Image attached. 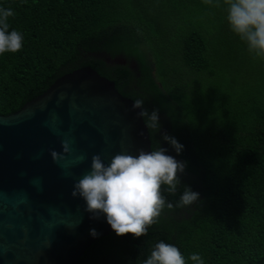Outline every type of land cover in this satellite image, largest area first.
I'll list each match as a JSON object with an SVG mask.
<instances>
[{"label":"trees","instance_id":"obj_1","mask_svg":"<svg viewBox=\"0 0 264 264\" xmlns=\"http://www.w3.org/2000/svg\"><path fill=\"white\" fill-rule=\"evenodd\" d=\"M0 7L14 11L10 30L24 36L22 50L0 55V114L20 110L62 76L91 66L124 96L145 99L149 113L158 110L160 130L149 129L152 148L160 145L186 164L176 194L163 193L173 209L165 208L146 236L111 234L77 264H142L161 240L175 245L187 264L192 253L204 264H264V103L236 99L228 109L223 99L219 114L196 136L174 94L175 86L182 93L214 75L213 27L206 26L217 21L240 59L237 69L233 65L235 90L251 82L264 89V60L252 69L247 45L231 31L222 6L203 0H0ZM131 7L136 14H128ZM195 11L197 22L188 19ZM164 133L183 145L182 152L162 139ZM185 185L200 198L177 208Z\"/></svg>","mask_w":264,"mask_h":264},{"label":"water","instance_id":"obj_2","mask_svg":"<svg viewBox=\"0 0 264 264\" xmlns=\"http://www.w3.org/2000/svg\"><path fill=\"white\" fill-rule=\"evenodd\" d=\"M116 83L91 66L68 73L20 110L0 114V264H77L99 239L116 234L92 218L74 183L99 154L151 151L150 130ZM73 152L54 162L50 150ZM81 154L86 156L77 161ZM95 229L97 236L91 235Z\"/></svg>","mask_w":264,"mask_h":264},{"label":"clouds","instance_id":"obj_3","mask_svg":"<svg viewBox=\"0 0 264 264\" xmlns=\"http://www.w3.org/2000/svg\"><path fill=\"white\" fill-rule=\"evenodd\" d=\"M206 5L220 8L221 0H203ZM226 6V19L232 32L247 45L253 59L264 60V0H223ZM15 13L11 8L0 7V55L17 53L23 48L22 32L10 30L9 18ZM145 99L136 98L133 109L145 121L146 127L155 132L160 130L158 110L151 113L144 107ZM162 139L167 141L179 154L183 150L175 137L164 133ZM62 152L50 150L54 162L64 160L65 154L73 152L72 141H61ZM167 149L160 145L151 151L139 149L138 155L127 152L115 154L110 163L105 164L99 154L91 158V169L74 183L71 195L79 196L85 201V211L92 218L105 216L107 223L116 235L131 233L134 237L146 236L148 229L158 223L165 208L173 209V203L164 196L166 191L175 195L181 185V174L186 164L168 155ZM81 154L76 160L83 161ZM200 198L198 192L185 185L177 208L190 207ZM91 235H98L95 229ZM192 264H204L198 253L188 257ZM142 264H187L181 251L173 244L159 241L152 248L150 255Z\"/></svg>","mask_w":264,"mask_h":264},{"label":"rangeland","instance_id":"obj_4","mask_svg":"<svg viewBox=\"0 0 264 264\" xmlns=\"http://www.w3.org/2000/svg\"><path fill=\"white\" fill-rule=\"evenodd\" d=\"M123 1L128 4H134L138 2V0ZM222 2L223 0H221V3ZM129 9V15L137 13V9L134 7ZM222 11L226 14L224 5H222ZM198 16L199 12L195 11L190 15L188 14V19H194L197 22ZM195 24L197 25V23ZM190 27L194 28V26L191 24ZM206 27H213L210 31V36L208 37V43L211 49L209 52L212 56V69L214 75H208L200 82L192 84L191 87L186 90L181 88L180 91L182 93H179L176 86L174 88V94L178 95L179 97L177 98L182 100L181 104L184 108L185 115H187L191 121V124H193V132L196 136L202 133L203 130L201 129L203 127L209 126L214 114H219L217 107L223 99L224 102L227 103L228 109L235 104L236 99L243 102H250V100H252L255 104L258 102L264 103V89L262 88L263 85H257L254 87L253 83L251 82L249 88L239 91L235 90L233 65L235 60V66L237 69L238 61H240V59L231 50L233 45L232 39L230 43L228 36L226 37V34L221 31V24L219 21L215 22L214 25H210L208 23ZM250 58V64L255 65L252 67V69L258 68L260 59H253L252 56ZM262 80H256L255 82L262 83ZM260 90H262V95L259 93ZM220 111H223L222 108H220ZM221 116L223 115L221 114ZM226 121L228 120L224 119L222 124L226 125Z\"/></svg>","mask_w":264,"mask_h":264},{"label":"flooded vegetation","instance_id":"obj_5","mask_svg":"<svg viewBox=\"0 0 264 264\" xmlns=\"http://www.w3.org/2000/svg\"><path fill=\"white\" fill-rule=\"evenodd\" d=\"M109 61H111V60L108 59V62H109Z\"/></svg>","mask_w":264,"mask_h":264}]
</instances>
